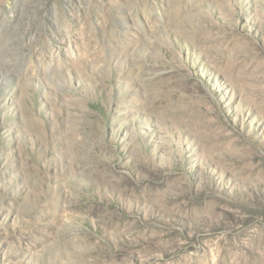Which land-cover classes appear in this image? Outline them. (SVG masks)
Segmentation results:
<instances>
[{
    "label": "rangeland",
    "instance_id": "374dc122",
    "mask_svg": "<svg viewBox=\"0 0 264 264\" xmlns=\"http://www.w3.org/2000/svg\"><path fill=\"white\" fill-rule=\"evenodd\" d=\"M0 264H264V0H0Z\"/></svg>",
    "mask_w": 264,
    "mask_h": 264
}]
</instances>
